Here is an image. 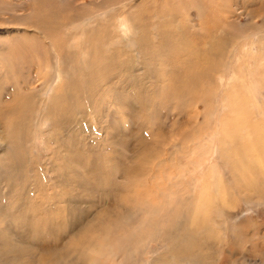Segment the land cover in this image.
<instances>
[{
  "label": "rangeland",
  "instance_id": "374dc122",
  "mask_svg": "<svg viewBox=\"0 0 264 264\" xmlns=\"http://www.w3.org/2000/svg\"><path fill=\"white\" fill-rule=\"evenodd\" d=\"M100 1L102 0H98ZM146 1L127 0L119 3V0H111L109 5L103 7L111 11L107 10L106 14L97 15L101 8L85 0H0L1 205H4L8 198H6L8 192L13 196V193L22 190V185L25 186V183L29 191L32 189L31 192L44 187L49 188L52 193H60L61 173L69 172L67 174L71 175V170L78 169L81 175L86 174L82 165L77 164L75 159H66L65 156L70 150L79 155L83 142L87 144V152L95 150V153H100L102 158L100 164L111 166L110 162L104 160L99 150L108 152L110 147L123 149L118 137L110 139L103 133L102 127L106 126V119V122H110L115 129L122 130L125 134L137 131L138 135H146V140L150 141L153 138L151 136L153 122L159 119L161 124L167 127L169 123L165 119L170 118L175 112L181 114L179 111H183L185 125L191 126L192 121L189 119L197 111L199 116L196 124L201 130L191 139H183V137L175 139L177 143L184 145L183 150L186 146L184 151L173 146L169 147V154L163 155L164 162H174L172 165L175 166V172H171L169 177L166 171H161L162 174L148 175L144 177L143 188L123 193L126 199H121L122 208L100 218H94V221L91 217H87L83 221V229L80 233L71 239L65 238L58 245L64 246L65 253L59 262L55 257L42 255V248L38 245L19 239L16 241L35 250V254L29 259L31 264H152L156 257L164 256L168 244L158 241L162 231V228L158 227V221L164 220L166 213L178 206L183 199L195 198L199 201L201 196L203 201L212 198L218 202L217 199H222L221 191L223 193L226 190L227 199L224 207L233 212L232 217L217 207L216 202L215 207L212 206L209 211L211 215L209 218L212 219L210 224H214L216 230L215 248L225 246L224 252H215L216 257L212 264H264V201L257 196L252 200L242 197V193L237 190L238 187L235 188V171L230 164L236 148L250 146L248 154L242 152V157L246 154L247 162L257 163L254 165L259 169V174L251 175L249 172L251 180L255 186L259 179L264 180L263 176H259L261 170L264 172V162H260L264 159V138H262L264 137V0H152L154 3L151 0ZM39 4L40 6H37ZM83 7H87L84 14L77 15ZM148 7L151 10H148ZM40 11L45 13L44 17L42 12L39 15ZM140 12L147 15L144 17H152L147 27L139 28L137 26L139 23L131 19L135 13ZM90 14H95L97 17L87 18ZM119 17H125L128 22L130 31L126 34H122L118 29ZM154 24L155 27H150ZM158 27L168 33L162 41L158 42L156 39L159 44L154 56L146 47L138 48L134 54L133 50L139 36L156 33ZM95 28L103 30L96 43L90 35ZM200 35L208 39L216 36V44L223 45V53L220 59H217L218 73L217 75L215 72L212 73L211 78L203 83L207 91L202 96L205 102L194 103L195 108L192 107V103L183 100L186 104L182 103L183 108L179 110L181 98L170 95L169 78L174 69H180L179 67L182 66L179 61L182 57L185 58L184 53L187 49L190 50L193 41H198L199 46H203L200 42L203 38ZM118 37L119 40H116ZM196 37L201 38L199 40ZM222 39H225L224 43L220 42ZM218 45L215 46L216 49ZM105 50L106 52L113 50V53L106 55ZM127 54H131L132 60L126 58ZM110 55L111 59L107 63L104 59L108 60ZM136 59L137 62L145 63V70L142 72L140 66L136 67V71L141 72L138 75V83L130 84L129 78L126 80L127 76L123 77L119 74L123 69V67L120 69V66L133 63ZM57 70H60L62 75L59 80L55 76ZM67 74L70 76L68 77ZM145 86L148 88L146 93L150 94L144 92ZM66 89V92L74 91L73 95L66 93L67 97H64L63 93ZM57 95L59 96L56 99ZM25 96L30 98L23 99ZM143 104L145 111L142 108ZM52 108H55V111ZM155 113L156 116H149ZM137 117L142 118L143 121L141 122ZM133 118L137 123H134ZM187 129L189 130V127ZM8 130L14 131L13 134ZM17 132L18 134L15 135ZM236 132L242 134L240 136L246 138L248 141L246 139L245 141L248 143L241 141L240 145L236 138L233 139ZM170 138H174L173 134ZM117 139L118 143L113 142ZM92 145L96 146L97 150L93 149ZM57 146L62 149L56 148ZM254 146L257 148L253 149ZM173 150L180 152L173 154ZM163 161L150 156L148 166L153 165V168L160 169L161 166L156 164ZM62 167L67 170L65 169L64 172ZM8 168H11V171ZM23 171L24 173L27 171L28 175L25 174L24 177ZM2 173L7 175L2 176ZM34 177L37 179H33ZM5 179L11 183L4 181ZM116 179L121 180L119 176ZM170 179L176 184L173 196L166 193L162 199L164 202L162 206L153 209L157 207L155 203H158L162 193L161 189L157 191L158 188L154 186L164 182L168 183V186L172 181ZM239 182L244 183L242 179H239ZM68 186L71 187L70 184ZM78 188L79 201L87 199L84 190ZM263 189L261 193L264 192ZM233 200L235 204L230 208L229 204ZM171 242V246L174 245L173 243L179 245L178 241L171 239ZM249 253L251 255L248 257ZM162 260L164 261L162 264H190L183 261L186 260L185 258L174 254Z\"/></svg>",
  "mask_w": 264,
  "mask_h": 264
},
{
  "label": "bare ground",
  "instance_id": "6f19581e",
  "mask_svg": "<svg viewBox=\"0 0 264 264\" xmlns=\"http://www.w3.org/2000/svg\"><path fill=\"white\" fill-rule=\"evenodd\" d=\"M41 1H45V0H41ZM85 1L89 2L91 5H93L97 8H101L100 12L97 15L106 14L107 10H109V12L111 11V9H109V8L103 9V7H106L107 5L110 4L111 0H102L100 2H98V0H89V1L85 0ZM124 1H127V0H119V3H123ZM128 1H130V0H128ZM151 2L154 3L152 0H151ZM139 4L141 5L142 3H139ZM143 4H144V2H143ZM148 4L149 3H147V5ZM37 6H40V4ZM143 7H144V5H143ZM172 7H173V5H172ZM86 8L83 7V9L79 10L77 15H83L84 12L86 11ZM149 8L150 7H148V10H151ZM41 9H39V10H41ZM134 9H136V8H134ZM160 9H161V7H160ZM55 11H56V9H55ZM41 12L42 11H40L39 15H41L43 13V12L42 13ZM47 12H49V11H47ZM50 12H51V9H50ZM154 12H155V10H154ZM51 13H53V12H51ZM248 13H249V11H248ZM42 15H43L42 17H44L45 13H43ZM97 15L90 14L87 16V18L97 17ZM144 16H147L146 14L144 15V12L135 13L134 16L131 17V19H132V21L139 23V25H137L139 28L147 27V23L150 21L149 19H151L152 17L150 18V17H144ZM148 16H153V15L148 14ZM46 17L47 16H45V18ZM70 18H72V17H70ZM106 19H108V17ZM166 20H167V18H166ZM63 21H65V20H63ZM117 22H118V29L121 31L122 34H126L127 32L130 31V28L128 26V22L126 21L125 17H119ZM41 24H43V21ZM176 24H178V23H176ZM74 25H76L75 22H74ZM82 25H84V24H82ZM155 25L156 24H154V26L150 25V27H155ZM190 26H192V25H190ZM79 27H80V25H79ZM74 28H75V26H74ZM190 29L192 30V28H190ZM47 30L49 31V29H47ZM191 30H190V32H191ZM102 32H103L102 28H95L90 32V35H91L94 43L97 42V38L99 36H101ZM199 32H198V34H199ZM166 33H168V32H166L165 30L163 31L162 29H160L158 27L156 33H149V34L143 35V36L140 35L136 41V47L137 48L135 47V49L133 50V53L135 54L138 51V48L146 47L149 50L148 52L152 56H154V54L156 53V50L158 49V45H157V44H159L158 42L162 41L164 36H167ZM222 36H223V33H222ZM201 37H199V38H201ZM224 37H226V36L224 35ZM189 38H187V39L191 40V41L193 40V38L192 39H189ZM199 38H197V39H199ZM128 39H130V38H128ZM156 39H158V42H156ZM204 39H208V38H203L202 39L203 41H201L199 39L203 46H199L198 41H196V42L193 41V43H192L193 45L190 48V50L187 49L186 52L184 53V54H186L185 58L182 57L181 61H179V63H181L182 66L179 67L180 69H174V71H172L171 77L169 78V80L171 82L169 85V87H170L169 91L171 92L170 95L181 98L180 99L181 102H179V105H180V107L178 108L179 110H180V108H183V107H181L183 100H185L186 103H192V105L194 103H197V102H202V103L205 102V101H203L202 96L207 91H206L205 87L203 86V83H206V81L211 78L212 73L215 72V75H217V73H218L217 62L220 59L221 54L223 53V45L219 46L218 44H216V41H217L216 36H211L207 41ZM69 40H71V39H69ZM116 40H119V37ZM224 41H225V39L220 40V42H222V43H224ZM40 42H42V41L40 40ZM54 42H55V40H54ZM52 44L55 45V43H53V42H52ZM217 45L219 47H217V49H216L215 46H217ZM197 46L200 48L198 49ZM105 53H106V55H108V53H113V50H108V52H106V50H105ZM131 54H132V52H131ZM131 54H127L126 58L129 60H132ZM189 55H190V57H189ZM110 59H111V55L108 56V60H106V59H104V60L108 63L110 61ZM47 60H48V58H47ZM137 61L138 60L136 59L135 62H133V63L129 62V64L125 63L123 66L122 65L120 66V69L122 67H123V69L120 71L119 74H121L123 77L127 76L126 80L129 78L128 82L130 84L131 83H138V80H139L138 75H140L141 72L138 73L136 71V67L140 66V70L142 72L145 70V63L144 62H137ZM142 61H144V60H142ZM175 61H174V64H176ZM177 64H178V62H177ZM171 66L172 65H170V67ZM174 67H175V65H174ZM55 69H56V67H55ZM171 69H172V67H171ZM129 75H131V76L129 77ZM55 76H56L57 80H59L62 77L61 71L57 70ZM69 76L70 75H68V77ZM68 81H69V78H68ZM119 84H121V83H119ZM68 86H69V84H68ZM124 86H127V85H124ZM66 87L67 86H65V88ZM70 87L71 86H69V88ZM133 87H135V86H133ZM63 88H64V86H63ZM147 89H148L147 86H145L143 89L145 93L147 92ZM132 90H134V89H132ZM66 91H67V89L64 91L65 93H63L64 97H67L66 93H69L71 95H73V93H74V91H71V92H66ZM160 91H162V90H160ZM59 92H58V94H60ZM82 92H83V89H82ZM92 93H94V92L92 91ZM61 94H62V92H61ZM137 94L139 95L138 91H137ZM146 94H150V93H146ZM165 94H167V92ZM58 96L59 95H57L56 99L58 98ZM91 96H92V94H91ZM144 97L145 96L143 95V98ZM25 98L29 99L30 97L29 96L23 97V99H25ZM69 98H71V96ZM133 98H134V96H133ZM69 100H71V99H69ZM174 100H173V102H174ZM61 102H63V101H61ZM130 102H131V100H130ZM177 103L178 102L176 101V104ZM186 103H183V104H186ZM55 104H56V102H55ZM169 105H171V104H169ZM141 107H142V105H141ZM192 107L196 108V106H194V105ZM60 108H61V106H60ZM142 108H144V104H143ZM173 108H175V107L173 106ZM56 109H58V108H56ZM129 109H130V107H129ZM139 109H140V107H139ZM184 109H186V108H184ZM134 110L137 111L136 108ZM126 111H127V109H126ZM143 111H145V108L143 109ZM179 112L181 114H177L175 112V114L170 116V118L165 119L166 122L169 123L167 125V127L164 124H161V121L159 119H158L159 121L158 120L156 121V119H155L154 121H156V122H153V129H152L153 133L151 132L154 135L151 134V136L153 138L150 141H149V139L146 140L147 139V138H145L146 135L145 136L138 135L137 131L131 132L130 134H125L124 131H122V130L120 131L118 129H115L110 122L107 123L106 122L107 119H106L105 120L106 126L104 128L102 127L103 133H105V136L107 138H110V139H112L113 137H118V139L120 140V142H119L120 146L123 149V150H119L115 147H110V150L108 152H103L102 150H99L102 152V154H103L102 157L104 158V160L110 162L111 166L100 164L101 163L100 159H102L100 156V153H98V152L95 153V150H91L90 152L88 151L89 152L88 153L86 151V145L87 144L83 142V144H82L83 148H81V150H79L80 151L79 155H76L74 151L70 150L69 153H66L65 156H66V159H68V158L75 159L77 164L83 166V168L85 169L84 172H86V174H84V172H83L84 175H81L80 172L78 171V169L71 170V172H72L71 175L67 174L69 172L61 173L59 181L61 182L62 189H60V193H52L49 190V188L45 189L43 186L42 187L44 189L43 188L42 189L37 188L38 189L37 191L31 192L32 189L29 191L25 181H24L25 186L22 185L21 191L19 190L17 193H13V196L12 195L10 196V194L8 192L7 196H6V198L7 197L8 198L7 199L4 198V199H6L5 203L3 202L4 205H1V201H0V264H31L29 259H30V257H32L35 254V250L31 246H26L24 244L17 242L16 239H19L20 241H26L29 244L38 245L39 247L42 248V252H41L42 255H48L50 257H55L56 260L59 262L60 258L65 256V253H64V246L63 245L58 246V245H60L65 238L71 239L73 236L80 233L81 230L83 229V221L87 217H91L94 221V218L95 219L100 218L101 216H103L107 213H110V212H112L118 208H122L123 204H122L121 199H126L125 198L126 195H124L123 193L125 191H127L129 193L130 191H134L136 188L137 189L143 188L145 186L144 185L145 184L144 177H147L148 175H152L154 173L155 174L161 173V171H166L168 174L167 177H169V175H171V172L172 173L175 172L174 171L175 166L172 165V163H174V162L173 161L172 162H164L163 161V158H164L163 155H165V153L169 154L168 149H169V147L171 148L173 146L180 148L181 149L180 151H184L186 149V146H185V149L183 150L182 148L184 147V145L182 143H180V144L177 143V141L175 139H178L179 137H183V139L184 138L191 139V137L196 136L198 131L200 130V129H198L197 124H196V121H197L198 116H199L197 111L189 119L190 121H192L191 126L185 125L186 122H184V120H183V118H185L184 117L185 115L183 116V111H179ZM133 114H134V112H133ZM55 115H56L55 119H57V114H55ZM131 116H130V119L132 118ZM139 116H141V115H139ZM145 116H143V117H145ZM149 116L154 117V116H156V113L153 115H149ZM85 118H86V116H85ZM141 119L138 118V120H140V121H141ZM152 119H154V118H152ZM98 121H99V119H97V122ZM102 121L104 122V119ZM134 123H137V122H135V119H134ZM69 126L71 127V125H69ZM99 126L100 125H98V127ZM136 126L137 125H135V127ZM70 127H68V128H70ZM164 127H166V129ZM181 127H183V129ZM188 127H189V130L187 129ZM59 128H61V127H59ZM137 128H138V126H137ZM8 129H10V128H8ZM75 129H76V127H75ZM134 129H136V128H134ZM77 130H78V128H77ZM190 130H192V132H190ZM10 131H9V133H10ZM65 131H66V129H65ZM91 131H93V130H91ZM13 132L14 131H11L12 134H13ZM56 132H58V131H56ZM200 132H201V130H200ZM200 132H199V135H200ZM17 134H18V132L15 135H17ZM57 134H59V133H57ZM172 134L174 137L173 139L170 138V136ZM240 135H242V134H237V132H236L233 135V139L236 138V140L239 141L240 145H241V143H240L241 141L248 143L247 142L248 140L246 138H242ZM151 136H150V138H151ZM86 137H87V135H86ZM14 138H16V137H14ZM262 138H264V137L262 136ZM118 139L113 141V142L118 143ZM245 139L247 141H245ZM23 140H24V138H23ZM50 140H51V138H50ZM15 144H18V143L15 142ZM19 144H21V143H19ZM11 145L15 146L14 143H11ZM262 145H263V143H262ZM58 147H60V146H57L56 148H58ZM88 147H90V146H88ZM92 147H93V149L97 148L94 145H92ZM249 147L243 146V148H241V149L236 148L233 151L232 161H230V164L234 168V171H235V173H234L235 174L234 176L236 179V187L235 188L237 189V187H238L237 190L242 193V197H244V199H246V200H252V199H254L253 197L257 196L258 199L264 201V192L263 193L260 192L263 189L264 180L259 179L257 181V186H255V183L252 182L250 174H249V172L251 173V175L259 174V171H258L259 169L256 168L254 165V164L257 165V163H255V161L247 162L246 154H245V156L242 157V152H246L248 154V152L250 150ZM22 148H23V146H22ZM256 148H257L256 146L253 147V149H256ZM60 149H62V147H60ZM180 151L173 150L172 153L174 154V153L180 152ZM237 154H238V157H236ZM83 156H85V159H83ZM150 156L153 158L155 157V158L161 159L163 161V162H159L158 164H156V166H159V165L161 166L160 169H158L157 167L153 168L152 167L153 165L151 167L148 166ZM124 160H125V162H124ZM98 161H100V162H98ZM65 162H68V161H65ZM260 162H264V159ZM18 163H20V162H18ZM27 163L30 166V163L29 162H27ZM34 164H36V163H34ZM5 165H6V163H5ZM6 166L9 167V165H6ZM6 166H4V167H6ZM60 167H61V165H60ZM63 167H62V169H64V172H65V169L67 170V168H63ZM53 169H55V168H53ZM58 169H59V167H58ZM55 170H57V169H55ZM4 171H7V170H4ZM10 171H7V172L10 173ZM19 171H21V170L19 169ZM24 171H23V173H24ZM13 172H14V169H13ZM31 172H32V170H31ZM23 173H22V175H23ZM260 173L261 174L259 176H263L262 178H264V172L261 170ZM3 174H5V173H2V176H4ZM25 174L28 175L27 171L24 173V177H25ZM35 174H37V173H35ZM6 175L7 174H5V176ZM118 176L120 177L121 180L116 179V178H118ZM122 178H123V180H122ZM182 178L184 180L186 179V178H184L183 175H182ZM33 179H37V178L34 177ZM239 179H242L244 181V183L243 182L240 183ZM11 180L13 181V179H11ZM170 180H172V179H170ZM4 181H6V179ZM8 181H6V182H8ZM30 181H31V179H30ZM9 183H11V181H9ZM12 183H14V182H12ZM16 183H18V182H16ZM178 183L180 185L179 181H178ZM34 184H35V180H34ZM68 184H70L71 187H69ZM167 184L168 183L164 182L163 184L160 183V184H157L156 186H154V187L158 188L157 191H159V189H161L162 193L160 195V199L158 200V203L153 202L157 206V207H154L153 209H156V208H159L162 206V204L164 203L162 201V199L164 198L166 193H170V195L173 196L176 184L173 183V180L171 181V184H169L168 186H167ZM182 184H183V181H182ZM55 185H57V184L55 183ZM18 186H20V184ZM35 186H37V185L35 184ZM35 186H34V188H35ZM45 186L48 187V185H45ZM73 187H75L74 190H73ZM78 187L81 188L80 190H84V192L86 193V195L88 197L87 199H83L82 201H79V198L77 196V194H78L77 191L79 192V190H77V189H79ZM34 188H33V190H34ZM19 189H20V187H19ZM35 190H36V188H35ZM125 194H127V193H125ZM221 194H222V199H217L218 202H216L215 200H212V198H210L208 200L205 199V201H203L201 196H200V199L202 201L201 200L198 201V199L196 200L195 198L194 199L189 198L187 200L183 199L182 201H180L178 203V206H176L173 210H170L166 213L164 220L158 221V223H157L158 227L162 228V231L160 233V238L158 241L167 242L169 245L167 244V251L163 254L164 256L160 255V257H156L154 260L155 262L152 264H158V263L162 264V262H164L162 260L163 258H166L168 256L172 257L173 254H174V256L177 255V257L180 256V257L185 258L186 260H183V261L184 262L187 261L190 264L191 263H193V264H195V263L212 264V262L214 261V258L216 257L214 255L215 252L216 251H218V252L219 251L220 252L225 251L224 245L222 248L220 247L221 249L216 247L217 248V250H216V248H215V246H216L215 245L216 230L214 228L215 225L213 224L214 225L213 226L212 224H210L212 219L210 220V218H209V216L211 217L210 212H209L210 208L215 205V202H216V206L220 207V209L226 215H229L230 217H232L233 212L227 210L224 207L226 204L224 202H226V199H227L226 190H224L223 193L221 191ZM243 194H246V195L244 196ZM35 197H38V199H35ZM168 197L170 198V196H168ZM145 202L147 203V201H145ZM234 204H235L234 200L231 201L229 204L230 208H232V206H234ZM234 214H236V213H234ZM237 214H241V212H237ZM91 218H89V219H91ZM171 239H172V241L173 240L178 241L179 245H178V243H173L174 247L171 246L170 245ZM219 242H220V240H219ZM53 247H55V250H53ZM218 252H217V254H218ZM226 252H228L227 248H226ZM250 255H251V253L248 254V257ZM252 255H254V254H252ZM150 262H152V261H150Z\"/></svg>",
  "mask_w": 264,
  "mask_h": 264
}]
</instances>
